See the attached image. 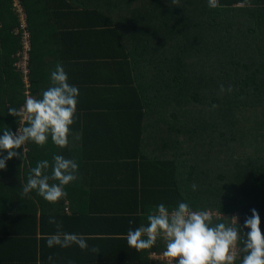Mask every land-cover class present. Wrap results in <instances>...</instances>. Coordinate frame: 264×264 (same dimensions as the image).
Segmentation results:
<instances>
[{
	"label": "trees",
	"instance_id": "trees-1",
	"mask_svg": "<svg viewBox=\"0 0 264 264\" xmlns=\"http://www.w3.org/2000/svg\"><path fill=\"white\" fill-rule=\"evenodd\" d=\"M19 1L29 73L17 68L24 49L20 14L13 0H0V135L26 126L8 109L39 97L58 63L71 76L75 60L89 59L77 51V37L112 68L97 63L100 78L87 70L93 84L106 88L73 81L81 87L65 148L50 137L43 146L28 142L17 150L24 158L0 170V226L37 222L38 208L29 210L43 198L23 187L38 161L48 160L50 173L58 154L78 164V179L64 189L68 197L85 189L128 195L134 212L144 214L186 202L213 223L238 217L245 234L255 209L264 233V0H218L216 8L208 0ZM130 5L136 11H127ZM90 65L96 67L84 69ZM156 244L162 245L153 252L165 251L162 238Z\"/></svg>",
	"mask_w": 264,
	"mask_h": 264
},
{
	"label": "clouds",
	"instance_id": "clouds-1",
	"mask_svg": "<svg viewBox=\"0 0 264 264\" xmlns=\"http://www.w3.org/2000/svg\"><path fill=\"white\" fill-rule=\"evenodd\" d=\"M210 8L218 7V0H208ZM51 85L39 97L26 96L20 110L9 108L8 114L22 117L26 126L18 128L16 133L5 129L0 135V152L7 153L0 158V170L6 168L8 160L24 158L17 150L28 142L43 146L49 137L54 145L65 148L69 143L71 126L75 122L79 90L68 82V75L61 64L51 72ZM221 91H224L221 86ZM230 91V89H229ZM27 149L24 147L23 152ZM48 160H41L31 169L23 192L35 190L49 203L65 198V186L78 179V164L75 159L54 155L51 171L47 172ZM196 185L192 188L195 191ZM225 222L213 223L207 211L193 210L188 203L178 202L169 208L163 203L156 206L146 217V223L139 227H129L127 244L136 250L152 248L158 239L165 241L163 255L174 264H235L240 255V264H264V233L261 231L259 214L252 209V215L245 219L243 227L238 217L225 219ZM55 224L57 232L47 240L48 247L68 248L72 245L87 250L86 240L77 234L61 232L62 223L49 219ZM133 221H129L132 225ZM98 252L97 248L91 249ZM49 257V261H52Z\"/></svg>",
	"mask_w": 264,
	"mask_h": 264
},
{
	"label": "crops",
	"instance_id": "crops-1",
	"mask_svg": "<svg viewBox=\"0 0 264 264\" xmlns=\"http://www.w3.org/2000/svg\"><path fill=\"white\" fill-rule=\"evenodd\" d=\"M127 11H136V7L130 5ZM77 39L74 41L77 51H80V54H88L89 59L75 60L76 67L73 70V75L68 76V82L72 84L76 80L79 85L89 89H98V87L103 89V85L92 83L91 77L87 75V70L90 73L98 72L100 69H98L97 63L103 70L112 68L110 61L96 60L97 51L90 48L89 45L82 46L83 41ZM79 63L82 66L80 65L78 69ZM85 63L94 64L96 67L90 65L84 69ZM100 72L96 74L97 78L102 77ZM110 73L115 72L111 70ZM132 75L135 77V72ZM108 83H112V81ZM133 84L136 85L137 81L136 84L135 82ZM74 85L78 89L81 87L77 84ZM85 163L91 164L89 161H85ZM74 195L66 196L55 202V204H59L56 210H52L49 206L50 203L44 199H41V202L33 199L34 207L29 211L35 207L38 208L37 211L34 209L37 222L32 221L27 226V222L21 225L22 221L16 220L17 224H13L12 229L9 230L0 226V264H165L156 257L163 252L161 254L153 252L158 250L162 244H155L150 249L139 251L130 248L127 244L126 237L129 227H139L137 224L139 217L140 225L145 224L150 211H147L146 214L141 211L134 212V209L138 207L131 204L132 200L128 195L95 194L87 192L86 189L80 190L78 194ZM9 212L11 211L5 212L4 215ZM11 214L14 213L11 212ZM52 216H57L55 220L62 223L61 232L82 236L88 244V249L81 250L76 245L68 248L48 247V238L57 232L56 225L49 223ZM12 217L14 219L16 214ZM129 221H133L132 225L129 224ZM22 230H28L29 235L20 236L19 233ZM92 248H97L99 251L93 252ZM50 256L53 258L52 261H49ZM241 258L238 255L235 264H240Z\"/></svg>",
	"mask_w": 264,
	"mask_h": 264
},
{
	"label": "built area",
	"instance_id": "built-area-1",
	"mask_svg": "<svg viewBox=\"0 0 264 264\" xmlns=\"http://www.w3.org/2000/svg\"><path fill=\"white\" fill-rule=\"evenodd\" d=\"M14 7L16 8L17 12L20 14L21 19V28L24 30L23 33V47L24 49L21 51L22 54V60L26 63L23 66V71L26 75H28V60L30 58L29 51L31 50L30 40H29V33L27 32V23H26V14L24 13V9L22 5L20 4L19 0H13ZM28 78V77H27ZM211 216V214H210ZM157 259L160 258V262L165 264H174V262L170 261L168 258H166L163 254L156 255Z\"/></svg>",
	"mask_w": 264,
	"mask_h": 264
},
{
	"label": "rangeland",
	"instance_id": "rangeland-1",
	"mask_svg": "<svg viewBox=\"0 0 264 264\" xmlns=\"http://www.w3.org/2000/svg\"><path fill=\"white\" fill-rule=\"evenodd\" d=\"M26 63L22 60L21 62L18 63V69L20 68L22 71H23V66L25 65ZM26 82L28 81V78H25Z\"/></svg>",
	"mask_w": 264,
	"mask_h": 264
}]
</instances>
